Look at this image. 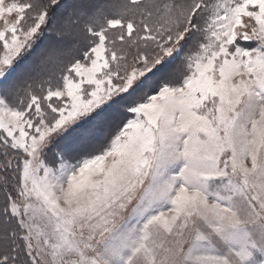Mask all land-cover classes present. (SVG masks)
Masks as SVG:
<instances>
[{
	"label": "snow or ice",
	"instance_id": "6c2138e0",
	"mask_svg": "<svg viewBox=\"0 0 264 264\" xmlns=\"http://www.w3.org/2000/svg\"><path fill=\"white\" fill-rule=\"evenodd\" d=\"M0 264H264V0H0Z\"/></svg>",
	"mask_w": 264,
	"mask_h": 264
}]
</instances>
